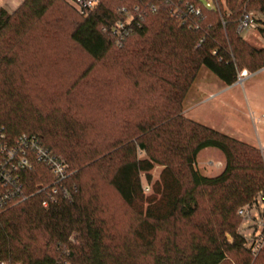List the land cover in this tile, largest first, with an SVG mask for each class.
Returning <instances> with one entry per match:
<instances>
[{
  "label": "trees",
  "instance_id": "1",
  "mask_svg": "<svg viewBox=\"0 0 264 264\" xmlns=\"http://www.w3.org/2000/svg\"><path fill=\"white\" fill-rule=\"evenodd\" d=\"M186 2L201 15H189ZM246 3L259 6L254 21L264 34V0H223L214 9L199 0H98L86 15L64 0H23L12 14L0 10V127L11 138L37 136L72 172L71 200L59 197L47 209L35 192L50 183V173L37 164L27 174L25 191L33 196L0 214V262L262 261L264 249L256 258L245 249L236 215L251 197H264L259 150L183 115L201 67L225 86L242 71L264 68V49L237 33ZM136 6L143 16H134L118 47L113 28L125 22L122 10ZM83 103L94 109L88 113ZM207 148L224 157L215 177L196 169ZM101 181L130 215L126 228L105 205Z\"/></svg>",
  "mask_w": 264,
  "mask_h": 264
},
{
  "label": "rangeland",
  "instance_id": "2",
  "mask_svg": "<svg viewBox=\"0 0 264 264\" xmlns=\"http://www.w3.org/2000/svg\"><path fill=\"white\" fill-rule=\"evenodd\" d=\"M64 1L68 7H73L68 0ZM199 2L207 9L212 7L210 0H199ZM221 2L223 0H216L219 5ZM244 10L250 12L255 20L261 18L257 4L246 3ZM261 28L263 27L255 22L253 29L241 33L242 38L256 50L264 49V34L260 32ZM72 54L75 60L80 58L77 52ZM98 77L101 78V69ZM98 97L101 100V96ZM100 100L97 99L95 102L98 103ZM83 104L84 110L88 113L89 110L94 109L92 105ZM91 113L100 117L99 113L93 111ZM183 115L196 123L257 148L264 162V68L255 72L242 71L234 84L225 86L206 67H201L183 101ZM223 165L224 157L217 149H204L197 156L196 169L202 176H217L222 171ZM159 172L160 168L152 171L153 181L158 178ZM97 185L100 192L102 189L103 201L117 226L126 228L131 223L130 215L125 213L124 207L110 188L102 181ZM142 185L144 193L148 194L151 187L144 177H142ZM227 238L231 240L229 236ZM70 241L76 243L73 236ZM255 264H264V258Z\"/></svg>",
  "mask_w": 264,
  "mask_h": 264
},
{
  "label": "built area",
  "instance_id": "3",
  "mask_svg": "<svg viewBox=\"0 0 264 264\" xmlns=\"http://www.w3.org/2000/svg\"><path fill=\"white\" fill-rule=\"evenodd\" d=\"M68 1L82 15H86L98 4V0ZM210 2L211 9L217 7L216 0ZM184 7L189 15L195 17L201 15L200 9L190 2H186ZM158 9L157 5H152L149 10L154 13ZM178 12V9L172 10V16H177ZM122 13L126 16L125 22H119L113 28L118 47L132 32L131 22L134 16L138 18L143 16V11L137 6L133 8V12L122 10ZM254 27L252 14L244 10L237 25V33L241 34ZM37 164L44 166L51 176L50 183L36 187L35 194L43 195L41 206L47 209L59 197L70 201L71 194L66 181L71 177L72 172L69 171L65 161L45 148L37 136L22 134L11 138L0 127V214L33 196V194L28 195L25 190L27 174L32 173ZM236 215L241 220L239 234L244 238V247L252 257L256 258L264 249V197L261 194L251 197L237 209ZM0 264L8 263L0 262Z\"/></svg>",
  "mask_w": 264,
  "mask_h": 264
},
{
  "label": "crops",
  "instance_id": "4",
  "mask_svg": "<svg viewBox=\"0 0 264 264\" xmlns=\"http://www.w3.org/2000/svg\"><path fill=\"white\" fill-rule=\"evenodd\" d=\"M23 2V0H0V10L3 9L12 14Z\"/></svg>",
  "mask_w": 264,
  "mask_h": 264
}]
</instances>
